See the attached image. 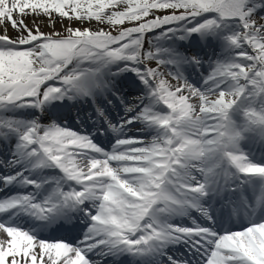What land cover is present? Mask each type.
I'll return each instance as SVG.
<instances>
[{
    "label": "snow or ice",
    "instance_id": "1",
    "mask_svg": "<svg viewBox=\"0 0 264 264\" xmlns=\"http://www.w3.org/2000/svg\"><path fill=\"white\" fill-rule=\"evenodd\" d=\"M262 10L264 0H0V150L9 153L0 168L18 169L0 173V192L32 189L0 199V264L154 261L173 242L190 244L200 264H264V163L244 147L255 135L264 152ZM45 22L52 31L41 30ZM151 33L215 35L230 56L197 87L164 65L199 69L200 58L157 46ZM125 71L148 91L118 124L105 117L118 134L111 150L56 120L8 115L88 99L105 116L101 104L112 103L109 93L119 98L114 78ZM138 122L153 134H124ZM241 211L248 222L224 231ZM20 214L57 231L87 227L72 242L41 238L11 222ZM184 215L193 226L171 223Z\"/></svg>",
    "mask_w": 264,
    "mask_h": 264
},
{
    "label": "rangeland",
    "instance_id": "2",
    "mask_svg": "<svg viewBox=\"0 0 264 264\" xmlns=\"http://www.w3.org/2000/svg\"><path fill=\"white\" fill-rule=\"evenodd\" d=\"M65 23H67L66 21H65ZM74 26H79V25H74ZM87 26V25H86ZM93 27H95L96 25H92ZM186 27H187V25H185ZM42 31H45V30H43V29H41ZM56 30H58V31H62V28H61V25H60V23H59V21L57 22V24H56ZM50 31H52V30H48V31H45V32H50ZM170 35H173V34H170ZM149 38H151V39H156L157 40V46H159V47H161V48H164V49H170L171 51H173V52H175L174 50H173V48H171V46H168L167 44L168 43H164V41H165V39L166 38H164V39H159L158 38V33H151V34H149ZM214 38H217V37H214ZM220 42H221V40H220ZM164 43V44H163ZM172 45V44H171ZM219 47H220V49H222V52H224L225 53V51H226V49H225V47L222 45V42L219 44ZM228 55H230V52H229V54ZM226 56H227V54H226ZM226 56H225V58H226ZM224 58V59H225ZM215 60V62H217L218 60L217 59H214ZM213 60V61H214ZM212 59H209V60H207V61H205V62H207V64H212ZM202 65V64H201ZM200 65V66H201ZM215 65V64H214ZM168 67V65H166L165 64V66H164V68H167ZM213 67H210V71H211V69H212ZM44 123V122H43ZM134 130V129H133ZM130 131L129 130H127L126 131V133H127V136H150V135H152L153 133L150 131V133H142V134H140V133H136V132H134V133H129Z\"/></svg>",
    "mask_w": 264,
    "mask_h": 264
},
{
    "label": "bare ground",
    "instance_id": "3",
    "mask_svg": "<svg viewBox=\"0 0 264 264\" xmlns=\"http://www.w3.org/2000/svg\"><path fill=\"white\" fill-rule=\"evenodd\" d=\"M261 15H264V10H262L261 11V13H260ZM41 29H43V30H45V31H48V30H52L51 28H49V27H47V23L45 22V24L42 26V28ZM13 35H14V33H12ZM184 67V66H183ZM185 68V67H184ZM193 70V69H192ZM195 70V69H194ZM189 74H192L191 72H188ZM206 75L208 76L209 75V73H206ZM206 76V77H207ZM204 86V83H203V85H202V87ZM53 111H56L55 112V114H57V113H59V115L61 116V117H66L67 119L68 118H73V120L74 119H76V118H81V115H78L77 113H75V112H73V113H71L68 109H65V108H63V109H59V110H53ZM130 115H132V113L130 114ZM48 120H50V122H51V120H54L53 118H49ZM49 121L47 122V124L48 123H50ZM58 124H60V125H62L63 126V124H62V122H60V123H58ZM143 127H144V125L142 124V123H137L134 127H131V131H132V133L133 132H136V133H140V134H142V133H147V131H144L143 130ZM142 128V129H141ZM73 129V128H72ZM134 129V130H133ZM137 129H140L139 131L137 130ZM253 159H255L254 157H252ZM257 160V159H256Z\"/></svg>",
    "mask_w": 264,
    "mask_h": 264
}]
</instances>
